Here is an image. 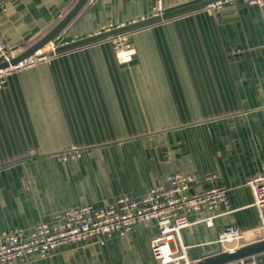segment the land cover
I'll use <instances>...</instances> for the list:
<instances>
[{
	"label": "crops",
	"instance_id": "obj_1",
	"mask_svg": "<svg viewBox=\"0 0 264 264\" xmlns=\"http://www.w3.org/2000/svg\"><path fill=\"white\" fill-rule=\"evenodd\" d=\"M77 1L1 0L3 42L22 54ZM201 1L89 0L60 34L80 40L150 18L158 2L165 13ZM128 34L130 63L101 40L13 72L0 86V234L29 236L85 205L144 197L180 173L193 190L228 189L234 212L211 228L199 222L208 214L192 215L172 251L184 248L191 264L231 252L236 243L221 244L220 234L264 219L246 185L264 165V7H206ZM158 235L150 221L15 264H160L151 248ZM251 258L264 264V252Z\"/></svg>",
	"mask_w": 264,
	"mask_h": 264
},
{
	"label": "built area",
	"instance_id": "obj_2",
	"mask_svg": "<svg viewBox=\"0 0 264 264\" xmlns=\"http://www.w3.org/2000/svg\"><path fill=\"white\" fill-rule=\"evenodd\" d=\"M241 2L247 6L264 7V0H217L207 8L218 11L226 5ZM1 3V0H0ZM164 13L161 3L153 7V16ZM146 18H143L144 20ZM126 26L125 24L109 27L103 32H108ZM102 33V32H101ZM112 48L120 64L130 63L135 50L131 44L128 32L105 39ZM77 41L76 38L67 39L64 35L56 36L44 49L35 55L0 70V86L13 72L24 70L39 62L48 61L57 53L59 47ZM17 57L11 52L0 36V64L9 62ZM72 157L78 156V151L70 152ZM193 178L174 173L166 176L156 184L150 192L141 198L123 196L114 204L104 207L85 205L66 215L58 216L53 224L40 223L34 232L26 236L21 231L0 234V264H15L26 262L34 256L41 259L51 257L57 250L65 247H75L91 242H105V238L114 233L126 236L133 229L155 221L159 227V235L152 240L151 248L154 258L160 264H191L185 257V249L177 255L172 251L175 239L180 232L193 225L192 215L208 214L199 222L207 227L214 226L216 218L234 212L228 189L224 187L210 188L203 191L193 190ZM253 195V207L264 208V165L259 174L251 177L246 182ZM223 207V211L220 208ZM264 242V219L260 224L250 230H241L231 227L220 234L221 244L236 243L235 249L256 243ZM229 264H257L252 258L235 261Z\"/></svg>",
	"mask_w": 264,
	"mask_h": 264
},
{
	"label": "water",
	"instance_id": "obj_3",
	"mask_svg": "<svg viewBox=\"0 0 264 264\" xmlns=\"http://www.w3.org/2000/svg\"><path fill=\"white\" fill-rule=\"evenodd\" d=\"M88 1L89 0H78L76 4L73 6V8L69 11V13L46 36H44L39 42H37L35 45H33L31 48H29L22 54L11 59L9 62L6 61V62L1 63L0 70L6 69L10 66L18 65L20 62L35 55L38 51L43 50L56 36H58L60 33L63 32V30L78 15V13L82 10V8L87 4ZM215 1L217 0H203L201 2H197L195 4H191L183 8L165 12L160 16H153L150 18H146L144 20L133 22L131 24H127L124 27L117 28V29H114L108 32H102L94 36L80 39L68 45L59 47L56 50V52L61 53V52H65V51L79 48L82 46H86L94 42L105 40L115 35L126 33V32H129V31H132V30H135V29L147 26V25L155 24V23L167 20V19H171V18L180 16V15L192 12V11L203 9ZM262 252H264V242L263 241L241 246L232 252L223 251L217 255L204 258L203 260H200L193 264H229L235 261L249 259Z\"/></svg>",
	"mask_w": 264,
	"mask_h": 264
},
{
	"label": "rangeland",
	"instance_id": "obj_4",
	"mask_svg": "<svg viewBox=\"0 0 264 264\" xmlns=\"http://www.w3.org/2000/svg\"><path fill=\"white\" fill-rule=\"evenodd\" d=\"M47 51H49L48 48L47 49H44L42 52L44 53V52H47ZM75 150L78 151L77 149H75ZM75 150H72L71 152H73Z\"/></svg>",
	"mask_w": 264,
	"mask_h": 264
}]
</instances>
